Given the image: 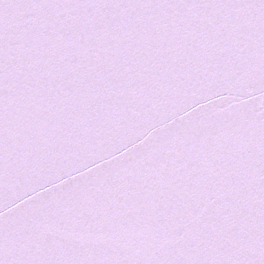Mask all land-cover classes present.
Here are the masks:
<instances>
[{"label":"snow or ice","instance_id":"6c2138e0","mask_svg":"<svg viewBox=\"0 0 264 264\" xmlns=\"http://www.w3.org/2000/svg\"><path fill=\"white\" fill-rule=\"evenodd\" d=\"M0 264H264V0H0Z\"/></svg>","mask_w":264,"mask_h":264}]
</instances>
